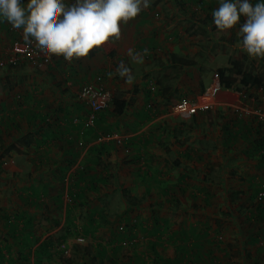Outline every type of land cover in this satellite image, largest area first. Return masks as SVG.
<instances>
[{
  "label": "crops",
  "instance_id": "obj_1",
  "mask_svg": "<svg viewBox=\"0 0 264 264\" xmlns=\"http://www.w3.org/2000/svg\"><path fill=\"white\" fill-rule=\"evenodd\" d=\"M156 9L161 16L163 12L160 10L161 8L159 5L156 6ZM155 17V13L152 14L151 9L146 8L139 13L137 17L122 26L121 37L118 41L106 44L87 58L75 59L76 61L74 60V64L73 62L71 64H65L63 57H60L57 67L55 66L50 70L45 69L44 71H38L37 75L40 78H43V76H46L48 79L51 78V88L48 89L50 92V96L48 97L50 98L48 101L54 103L48 104L47 102L44 103L37 100L30 101L31 108L26 107L28 111L23 112V117L27 125L31 128H28L29 130L26 129V133H17V137L19 134H23L22 141H24L26 139L25 134H27L32 139L29 146L25 147L21 142L19 145L22 146V149L20 146L18 149L26 152L23 157L28 159L30 163H39L37 170H45L41 174L54 172L56 178L58 179V177H60L61 179L64 171H68V176L63 178L67 179L66 183L63 182L64 186L60 184L56 185L53 180L45 182L42 186L40 193L43 191L47 193H44L46 196L43 194L41 195V197H45L43 201L48 205L45 210L46 212H49L52 206L62 211L63 207L61 206V202H63V205H66L65 202H67L72 212H76V207L78 209V215L72 222L78 223V221H80L84 224L83 228H86L88 223H93L95 225V223H105L107 219H111L110 213L114 211L111 198L119 202L121 200V209L118 216L123 215V219L125 216V221L128 224L130 220L135 221L136 217L139 221L142 220L143 222H147L156 217V220L162 225V229L165 231L167 237L166 242L162 244L166 246V252L170 251V253H174L175 251L177 252V248L180 246L178 243L181 240L183 242L186 241L187 244H193L194 234H201L200 232L203 224H196L193 227L190 223L192 222L191 214L200 217L197 221L200 220L203 223L202 213H186L185 210L181 209L184 212L182 214L179 213L175 217L173 214L169 213H175L176 211L167 213L159 210L154 212L151 211L150 208H147V205L151 202L148 200H145V202L138 200L140 208L127 210L125 209L126 203L121 190L124 189L129 195L134 196L137 195V193L141 194V192L151 193L153 191H158L154 188H160V190L165 191L163 188L168 182L164 184H162V182L168 181V176L164 179H160L158 175L172 173L170 170L173 169L182 176H177L175 182L185 180L186 182L184 185L187 187L188 194L200 195L201 193L196 192H200L201 187L195 185L194 182L205 185V181H198L195 180V178H190L188 174L190 172L194 173L196 168L202 169L208 167V170L222 168V149H227L230 152L234 150L238 151L242 146V141L245 139L242 125L245 124L244 121L246 122V119L236 116L232 117L231 114L225 112L219 114V110L225 111L226 108L223 106L236 107L239 105L238 103L242 97L241 93L245 96H256L259 103L264 105V93H258L255 88L246 90L239 89L235 87L236 85L231 88L222 87L218 95V108L216 110L213 109L207 112L197 113L192 117L191 123H185L183 121L178 123L177 120L181 121V119L173 116L169 111L161 114L160 112L162 109H170L168 106H164V101L167 98L169 99L170 95L176 98L179 96L185 97L191 93L198 94L203 87L210 82H208L209 80L206 81V78L199 76L200 72L192 68L184 70H182V68H180L181 70L178 69V76L175 78V82L172 85H167L164 80L171 76L170 73H165L163 77L159 76L158 73L157 75H153V71L159 68L157 66H151L152 61L156 60L162 67V63L165 62L166 58L164 52L169 51L176 53L178 51H175V43H168L172 41L171 38L169 40L165 39L166 42L164 40L165 36H163L164 44L159 40V35L155 37V28L158 26V23L155 21L156 19H154ZM159 29L163 30V28ZM0 33L12 38L23 39L18 29H15L14 32H8L4 25ZM0 38H2L1 34ZM160 43H163L165 47L163 48L160 46ZM152 46L155 47L154 49H156V46L160 48L161 53L159 54V50L156 49L159 55L153 58L151 57V61H145L148 59L143 57L142 61L137 63L132 61L127 55L129 49L140 51L149 49ZM239 48L240 55H236L235 57H250L246 52L242 51L240 46ZM121 61H124L131 69L133 79L129 81V87L128 84H122L120 81H117V79L126 80V78L120 77L114 72ZM167 68L171 67H166V69ZM96 75H103V80L106 82L107 87H112L113 92L125 88L124 92L129 104L124 114L120 117L114 116L111 112V108L99 112L95 120V127L91 129L89 128L91 126L84 124L87 108L83 103L81 104L78 101L76 92L82 83L94 81ZM151 78L156 83L154 85L155 92L146 95L150 84L149 79ZM158 78L161 79L160 84L157 83L156 79ZM261 85H264V83ZM40 86L43 87L42 84H40ZM36 91V93H38L39 90L36 89ZM176 92L178 96H176ZM44 93L47 92L44 91ZM69 94H72L73 97ZM251 99L253 100V98ZM150 101L154 103V107L156 102L157 106L154 111L150 110L151 112H148L143 106L144 102L149 103ZM44 110L50 112V115L55 119L50 126L40 124L39 112L45 114ZM230 110L232 111V109ZM220 117L222 119H227V117H229V121L220 123L217 132L213 131L211 133L210 130L214 128L210 127L215 126L217 120L221 119ZM6 125L5 122L3 126ZM225 127L228 128L223 131V133H225V139L223 140L221 129ZM100 128L105 131H117L118 133L115 132L117 133V139L110 137L103 139V137H99V135H96L95 131L97 132ZM191 128H194L195 132H198L196 133L197 136L194 134L188 138L187 135L182 134L185 130L195 133L190 130ZM179 133H181V137ZM196 138L197 141H195ZM194 141L196 145H192ZM79 143L82 144L79 145ZM237 153L238 152H236V154ZM165 157L178 160L180 167L176 169L170 163L166 162ZM247 157L253 158L254 164H252V167L256 169L249 175L244 174L246 173L244 172L242 176L239 177V180L246 182L248 186L252 183V187H255L254 181L256 179H261V174L257 171V168L261 165L258 164L257 155L253 156L248 152ZM45 166H48L47 169ZM29 168H31V166H29ZM237 168H239V166L233 168V170H238ZM231 172L234 177L235 174L233 171ZM146 173L152 175L145 177ZM223 175L224 174H221V177ZM142 179H146L144 181L145 186L140 185ZM159 182L160 186L158 185ZM221 182L223 183V181ZM192 185V188L195 189H192L190 192L189 190L191 189L188 190V187ZM171 186L173 187V185ZM170 189L171 188H169V190ZM61 190L62 192L65 191L64 195H66V199L64 200H60L58 197V195L60 196L61 194ZM164 196L163 200L167 198L165 192ZM57 198L59 202H57ZM149 198L154 199L151 195ZM27 201H30V199ZM79 208H82V210H79ZM28 210L27 214L22 216L26 224L23 227L19 226L17 232L13 231L9 236L4 234L3 224L2 222L0 223V234L5 235L6 240L9 239L13 242L12 246L7 249L8 253H11L13 256H15L14 254H18V250L19 253L22 252V254L33 255L36 247H40L44 238L51 235H61L60 230L64 226L62 221L65 220H63L61 216L59 217L61 224H58V226L53 228L54 230L48 232L50 220L47 219V217H43V213L38 211V209L32 212ZM67 212H70V210ZM6 218H8V215H6ZM180 221H182V224ZM94 225H92L91 229ZM86 232L88 236H85L86 238L84 240H88V237L94 236L93 233L89 231ZM236 233L238 235V229ZM148 234L150 235V233ZM39 236H41V238H39ZM32 238H37L39 240L33 245L31 241L30 243L28 242V239ZM235 240H237L240 245L233 244L234 248L230 252V257L235 255L234 260H237L238 264H253L255 258L261 261L260 264L264 263V259L261 256L264 254V248L257 246L254 249L241 247L249 243L248 233L247 236L241 233L240 236H236ZM82 244L83 243H78L80 247L88 246L87 249L89 248L95 254L100 253L106 255L110 253V257L111 254L114 253L111 251L112 249L110 250L108 245H97L94 243V245L91 244L89 246L88 242L84 243L85 245ZM153 244L155 243L152 241L150 243V248L152 247V249L154 248V246H151ZM194 244L198 246L194 248L191 247V249L187 248V254H193L194 252L207 254L210 250L208 247H202L204 242ZM41 246V251L44 253L51 250V246H47L45 242ZM230 247L232 248V245H227L224 249L226 251H223L222 248L214 247V256L211 257L213 262H208L207 259H205L206 263L188 262L187 257L183 261V264H237V261L235 263L232 258H230L231 260L229 261H222L221 259L223 257L222 253H227ZM172 248H174V250H172ZM83 249L84 247L81 248V250L79 249L78 252L73 251V249H70V251H73L75 255L76 253L81 255ZM133 253H137V250ZM117 254L119 255V253ZM143 259H141L140 262H142ZM249 260L251 263H249ZM16 261H18V259H16ZM58 264H63L59 258ZM133 264H138L137 260H135ZM142 264H149V262L143 260Z\"/></svg>",
  "mask_w": 264,
  "mask_h": 264
},
{
  "label": "rangeland",
  "instance_id": "obj_2",
  "mask_svg": "<svg viewBox=\"0 0 264 264\" xmlns=\"http://www.w3.org/2000/svg\"><path fill=\"white\" fill-rule=\"evenodd\" d=\"M203 2L205 3V6L203 8L206 9L202 8L203 11L201 12V14L195 16V17H199L200 19H205L207 17L206 12L204 11H209L210 13H212L219 6V0H216L215 3L214 0H203ZM212 2L214 3L212 4L213 9L207 8L209 7V5H211ZM252 2L255 3L256 0H252ZM66 3L70 4L71 0H66ZM178 3L179 2L177 1V3L174 4L171 2V0H162L159 2V7L161 8L160 10L163 12V14H161L160 19H156L155 21L156 23H158L159 28H163V30L159 29V31L161 32V34H159V40H161V42L164 43L166 36L170 35L172 41L168 43L176 44L175 51L177 50L181 51L184 55L188 51H190V53L195 54L194 55L195 59H198L199 57H204L203 65L206 67L207 71L204 74H200L199 76L206 78V81L209 80L208 82L214 80V77L217 74L216 73L217 69L230 67V65L227 64V61L229 59H232L238 61L240 68H246L247 70L257 71V73L263 77L262 83H264V58L235 57L236 55H240L239 42L237 41L238 26H235L233 29L226 31L227 33L226 38H228V40L230 41L227 40L226 43L224 44H220L218 42L216 43L210 42L206 34H203V38L200 41L199 40L197 41L190 36H185L184 34L185 28L190 25L189 22L186 20L188 17H190V15H188L187 13L186 14L183 13ZM191 8L196 9L195 5L193 4L191 5ZM3 23L5 27L9 25L6 22ZM2 29H3V24L0 23V30ZM8 32L10 31L8 30ZM19 32L23 38L22 32L20 30ZM0 34L2 36V38H0V57H7L8 56L7 51L10 46V43H12L14 40L17 39L12 38L10 36L2 35L3 33ZM163 36H165L164 40H163ZM162 44L160 43L159 45L164 48L165 43L163 45ZM143 51L144 50L137 52L142 53ZM160 53L161 51L159 52V54ZM157 55H153L150 57L153 58L156 57ZM152 58H146L148 60L145 61H151ZM74 60L75 59L72 60L73 64L76 61ZM151 64H152L151 66H158L159 62L155 60L152 61ZM6 66L8 65L0 66V110H2V107H4V109L0 111V121L3 122V125L5 121H12V126H9L8 128L3 126L2 128L0 124L1 127L0 136L2 137L1 138L2 141H4L5 143H9V141L12 138H14L17 135V133L21 131L22 133H26V129L31 128L27 125L26 120L23 117V112L28 111L27 108L22 109L21 112L14 108L12 109L10 108L13 101L12 93H14L16 90L22 91L26 96L25 97L26 104L30 108H31L30 101L33 100H37L44 103L47 102L48 104H52L54 102L48 101V99L50 98L48 97L50 96V92L48 91V89L51 88L50 85L51 78L48 79L46 76L40 78L37 75L38 70L36 69L37 68L36 66L27 64L26 66H22L21 68L15 67V68H11L10 70H8ZM158 68H159L158 70L153 71V75L155 74L157 75L158 73L159 76L163 77L165 73H170L171 76L168 79H164V80L167 85H172L175 82V78L178 76L177 75L178 71H176V69L174 68L163 69L161 68V66ZM114 72L115 74H118L116 70H114ZM234 72L235 70L233 69L230 71H226V74H228L227 75L228 78L235 80ZM95 78L94 81L91 82L93 85H97L96 83L97 81L95 80ZM117 81H120L122 84L124 83L128 84V87L130 85V82L126 80L117 79ZM103 83L106 86V88L111 91V95H112L113 94L112 87L110 88L107 87V84L104 80ZM40 84H42L43 87H41ZM235 85L236 84H233V86ZM36 89L39 90L38 93H36L37 92ZM124 89L125 88L115 90L114 95L115 93L119 95L123 93L125 95ZM151 89H152L151 93L153 94L155 92L154 86H152ZM44 91L47 93H44ZM192 94L193 93L185 97L179 96L176 98H173L175 96L170 95L169 99L167 98L164 101L166 103V104L164 103V106L166 105L170 108L171 105L177 100H180L181 98L184 99L195 98L199 93L193 95ZM69 95L73 97L72 94ZM176 96H178L177 92H176ZM252 98L254 101L250 99L247 107L248 110L251 111V109H254V111L257 112L264 111V105L260 104L259 102H256L255 97ZM78 101L86 106L87 115H88L89 109L87 105L79 98ZM156 106H157L156 102H155V107H148L147 103L144 102L143 108H145L146 111L151 112L150 110L151 109L155 110ZM223 107L226 108L225 111L219 110V114L225 112L227 114H231L232 117L234 116L238 117L236 112H234L233 110L232 112L230 110V109L236 110L235 107L233 106H223ZM217 108H218L217 105H213L211 110L213 109L216 110ZM44 111L45 113H49L50 115V112H48L47 110ZM167 111L170 112V109H162L160 113L163 114L164 112ZM7 114L8 116L4 117ZM254 115L255 114L253 113L243 114L242 117L240 118L246 119V122L244 121L245 126L242 125V127L244 126L245 128L246 125L248 124L249 126L256 128L257 126L256 121L253 122L251 117ZM49 118L51 119L50 123H53L55 120L53 116L50 115ZM191 119L192 117L186 120H181V121L177 120V121L178 123H181L182 121L185 123L186 122L191 123L192 122ZM228 119L229 117H227V119L224 118L218 119L216 125L210 127V128H214L211 129L210 132L211 133L213 131L217 132L220 123L228 122L229 121ZM39 120L41 122L40 124H42V119L40 116H39ZM94 124L88 125L91 126L89 128L91 129L94 128L95 127ZM227 128L228 127L221 129L222 133ZM190 130L195 132L194 128H191ZM115 132L117 131H113V130L105 131L102 130L101 128L97 132L95 131L96 135H99V137H103V139L109 137L117 139L116 137L118 132L117 133ZM196 133L198 132L192 133L185 130L182 134L187 135V137L189 138L194 134L195 136H197ZM224 135L225 133H223L222 135L223 140L225 139ZM179 136L181 137V133H179ZM20 141L21 139L17 138V142L21 144ZM195 141H197V138L195 139ZM195 141L192 142V145H196ZM252 144H253L252 142L246 141L245 138L242 141V146L238 151L234 150L235 152L234 151L230 152L229 150L223 148L222 149L223 156L221 159L222 168H217L216 170H212V169L208 170L209 169L208 167L202 169L196 168L194 174H192L197 178L195 180L198 181H201V179L206 180L204 182L205 185H201L199 183L194 182L195 185L201 187L200 192H196V193H201L200 195L188 194L187 187H185L184 185L186 181L183 180V181L175 182L177 176L178 177H182V176L179 175V173L176 170L171 169L170 171L172 173H167L165 175H161V174L158 175L160 179H164L168 176L167 177L168 181L162 182V184L166 182L170 183V184L168 183L165 184L166 186L163 188V190L165 191L160 190V188H154L158 191H153L151 193L141 192V194L137 193V197L140 198L139 201L145 202V200H147V198L150 197L151 195L154 198L152 199V201L155 200L161 201L167 204L168 206L173 207L174 209L178 208V210H175L176 211L175 213L167 212L169 214H173L175 217L179 213L182 214L184 212L181 209L186 210L189 208L191 210L192 204H196V206L198 207L197 210L199 209V213H202L201 215L203 218V223L200 220L197 221L198 218L200 217L191 214L192 222L190 223V225L194 227V225L196 224H201V225L203 224L207 232L206 234L202 233L200 235L194 234L193 243H203L205 241L217 243L218 239H222L223 244L219 246V248L223 249V247H227L228 244L232 245V248L230 247V250H227V253L225 252L222 253L223 256L221 258L222 261L225 260L229 261L231 260L230 258H232V260L236 263L237 260H234L235 255H232L230 257L231 254L230 252L234 248L233 244L240 245V243L237 240H235V238L236 236L237 237L240 236L241 233L242 235H246V236L248 233L249 240H252V238H250L251 233L258 234L257 243L254 242L247 243V245H242L241 246L242 248L246 247V248L254 249L256 246L264 248V213H262L260 217L259 216L257 217L256 215L257 214L256 211L259 203H260V207L262 208V211H264V198L263 199L258 198V192L255 187H252V183L249 184L248 186L246 182L239 180V177H241L244 172H246L244 174L249 175L251 172L255 171L256 169L252 167V164H254L253 158L247 157L248 152H250V154H252L253 152ZM20 147L22 149L21 145ZM236 152L238 153L236 154ZM38 164L39 163H34V162L30 163L28 159H25L23 157L21 150H19V152L10 151L3 158H0V223L2 222L3 224L4 234L6 236H9L13 233V231L17 232L19 226L23 227L26 224L22 216L27 214L28 208H29L28 210L29 212L36 211V209H38V211L43 213V217H47V219L50 220L48 226L50 228L48 232L54 230L53 228L58 226L55 223L61 224V220L59 217L62 216V219L65 221H62L64 226L60 230L61 235L60 234L56 236L51 235L44 238L42 240V243L40 244V247L39 246L36 247L35 253L33 255L22 254V252L19 253L18 250V254H14L15 256H13L11 253H8L7 251V249H9V247L12 246L13 242L9 239L6 240L5 235L0 234V264H58V258L63 262V264H86L88 263L87 256H83V253L81 255L76 253L75 255L73 251H70V249L72 245H74L75 243L84 244L87 242L89 243L88 244L89 246L91 244L94 245V243L97 245H108V247H110V250L112 249L111 251L114 252L113 254H111L110 256L111 258L109 257L110 253L106 255L97 253V261L99 264H105V263L113 264L112 261L118 264H126L128 262L133 264L135 260H137L138 264H142L143 260H146L147 262H149V264H154L153 263L154 261L161 262L159 258L173 259L177 255L178 252L176 251L174 253L173 252L170 253V251L166 252L165 250L166 246L162 244L165 243L167 240L166 235L164 234L165 236H161L154 233L153 231L150 230L148 231L147 230L148 226L146 225V221L145 222H143L142 220L139 221L135 216L136 220L135 221L130 220L129 222L130 225V229H129L127 226L128 223L125 221V216L124 219H123V215L118 216L120 214L119 212L121 209V203H120L121 200L119 202L118 200L111 198L114 206V211L110 213L111 219L109 220L107 219L105 223L104 222L95 223V225L93 223H88L86 225L87 226L86 228L85 227L83 228L84 224L80 221H78V223L72 222L75 219V217H77L78 215V209L76 207L75 208L76 212H72L71 209H69L67 202H65L66 205H63V202H61V206L63 207L64 211L58 210L57 208H54L52 206L50 211L46 212L45 210L48 205H46V203L43 201L45 197L43 196L41 197L42 194L46 196L44 194L46 192L43 191L42 193H40L42 186L45 184V182H49L52 180L55 182L56 185L60 184L64 186L63 182L66 183L67 179H63V178L68 176L67 174L68 171H64V174L61 177V179L60 177H58L57 179L54 172L41 174L45 170L44 171L37 170ZM258 164L261 166L257 168V171L260 172L261 179H264V162L259 161ZM29 166H31V168H29ZM238 166H239V168H237L238 170L235 169L233 170V168ZM47 167L48 166H45L46 169ZM231 171H233V173L235 174L234 177ZM221 174L224 175L221 177ZM151 175H149V173H146L145 177H149ZM145 180L146 179H142L140 183L141 186H145V182H144ZM219 181L220 182L223 181V183L222 182L220 183ZM254 182L256 183L257 180H255ZM158 185L160 186V182L158 183ZM171 185H173V187ZM168 187L171 189L169 190ZM192 187L193 185L191 187H188V190L191 189L189 190L190 192L192 191V189H195ZM182 188L185 189V191H181ZM164 192L166 193L167 196L165 200H163V197H165ZM238 192L243 194L238 196L237 195ZM64 194L65 191L62 192L61 190L60 196L58 195L60 200L66 199L65 198L66 195ZM255 194H257V198L255 197L256 196ZM28 199H30V201H27ZM56 200L57 202H59L58 198ZM69 210L70 212H67ZM79 210H82V208H79ZM6 215H8V218H6ZM213 218H217L221 222L217 223ZM235 222L240 228L238 235L236 233L237 228ZM180 223L182 224V221H180ZM92 225L94 226L91 229ZM79 226H81V229H79ZM120 227H125V229L124 228L120 229ZM126 229L128 230L127 232H125ZM0 230H1V226H0ZM86 231L93 233L94 236L88 237V240H84L88 236L87 235L88 233ZM148 233H150V235ZM41 236H39V238H41ZM38 240L39 239L37 238H32V239H28V242L30 243L31 241V243L34 245V243L38 242ZM150 241L151 242L153 241L155 243L153 248L154 250L152 249V247L150 248V243H151ZM44 242L47 246L49 245L51 246V250L46 253L41 251L42 250L41 245ZM207 242L204 243V245H206ZM116 247H118V249H116ZM135 250H137V253H133ZM172 250H174V248H172ZM63 251L66 253V256L65 258L61 259L60 254L64 253ZM117 253H119V255ZM261 256L264 259V254H262ZM67 258L68 259L72 258L74 260L68 261L66 263L65 261ZM16 259H18V261H16ZM109 259H111L112 261H110ZM141 259H143L142 262H140ZM249 263H251L250 260Z\"/></svg>",
  "mask_w": 264,
  "mask_h": 264
},
{
  "label": "clouds",
  "instance_id": "obj_3",
  "mask_svg": "<svg viewBox=\"0 0 264 264\" xmlns=\"http://www.w3.org/2000/svg\"><path fill=\"white\" fill-rule=\"evenodd\" d=\"M148 6L149 0H0V22L22 29L24 41L34 42L45 55L71 61L118 41L122 26ZM212 16L221 31L238 26L242 51L264 58V0H219ZM127 55L137 63L143 59L133 49ZM116 71L127 81L133 79L124 61Z\"/></svg>",
  "mask_w": 264,
  "mask_h": 264
},
{
  "label": "trees",
  "instance_id": "obj_4",
  "mask_svg": "<svg viewBox=\"0 0 264 264\" xmlns=\"http://www.w3.org/2000/svg\"><path fill=\"white\" fill-rule=\"evenodd\" d=\"M162 1V0H149V6L148 8L151 9V12L152 14L155 13V18L154 19H160L161 16L160 14L157 12L158 10L156 9V6L159 5V2ZM177 1L179 2V6L180 8L182 9V12L183 13H187L188 15H190V17H188L186 20L189 22V26L185 28L184 30V34L185 36H190L192 38H194L195 40H201L203 38V34H206L209 38V41L210 42H218L220 44H224L226 43V41L228 40V38H226V31H221L219 29H217L214 25V22H213V16H212V13H210L209 11H204L206 12V18L205 19H200L199 17H195L197 15H200L201 12L203 11V9H206V8H203L205 6V3L203 2V0H171L172 3L176 4ZM216 0H214V3H215ZM213 2L211 3V5H209V9H213V5L214 4ZM195 5L196 9H192L191 8V5ZM203 8V9H202ZM202 9V10H200ZM209 12V13H208ZM243 19L241 18V22ZM1 24L4 25L3 22H0ZM158 28V29H157ZM157 28H155V35H159L161 34V32L159 31V27L157 26ZM6 30L10 31V32H14L15 29L11 27V25H7L6 27ZM22 32V29H18ZM15 34V33H14ZM17 34V33H16ZM15 36V35H14ZM171 36L168 35L166 36L165 39H170ZM17 40H23V39H19V38H16ZM240 40V37L238 35V38H237V41L239 42ZM230 41V40H228ZM232 42V41H231ZM158 46V45H157ZM156 46V49L159 50L160 52V48H157ZM159 47V46H158ZM155 47L152 46L151 48L147 49L148 50H152L154 49ZM236 48V47H235ZM155 50V53L153 55H157V52L158 50ZM96 50H94L92 53H90L89 56H91ZM142 51V50H140ZM145 51V50H144ZM137 52V50H136ZM152 55V56H153ZM164 55H165V62L162 63V67L163 69H166V67H171V68H174L176 69V71H178V69L182 68V70L184 69H195L197 72H200V74L202 73H205L207 70H206V67L203 65V59L204 57H199L198 59H195L194 55L195 54H192L190 53V51H188L185 55L181 52V51H177L176 53L175 52H164ZM148 58H151V57H148ZM227 64L230 65V67H227V68H219L216 70V73L218 74V77H219V81H220V85L222 87H225V88H231L233 87V83L235 84V81H236V88H239V89H243V90H246V89H250V88H255L256 91L258 93H261L263 92L264 93V85H261L262 84V76L259 75L257 73V71H253V70H247L246 68H240L239 66V63L237 60H232V59H229L227 61ZM27 64L26 63H20L18 65H8L6 66L8 68V70H10L11 68H15V67H18V68H21L22 66H26ZM161 64H159L157 67H160ZM47 67H37L36 69L38 71H44ZM235 70L234 72V78L235 80L233 79H230L228 78V74H226V71H230V70ZM47 70V69H46ZM181 70V69H180ZM102 78H103V75H101ZM150 80V84H149V88L147 90V94H150L151 91H152V86H154L156 83L155 81L151 78L149 79ZM157 80V83L160 84V78L156 79ZM83 84V83H82ZM81 84V85H82ZM80 85V87H81ZM80 87L78 89H80ZM204 88V87H203ZM61 93V92H60ZM59 93V94H60ZM241 95L243 96V93H241ZM12 97L14 98L13 101H12V104H11V109L14 108L16 110H19L21 112L22 109L28 107L27 104H26V96L25 94L22 92V91H18L16 90L14 93H12ZM252 97H255L256 99V102H259L258 99L256 98V96H251V95H247V96H244L242 99L244 101H247V103H249L250 99ZM183 99V98H181ZM148 103V102H147ZM129 104V101L126 99V96L122 93V94H116L114 95V92L112 94V101H111V104H110V107L111 108V112L114 116L116 117H120L124 114L125 112V109L127 108ZM4 109V107H2V110ZM108 109V108H107ZM0 110V111H2ZM105 110V109H104ZM102 110V111H104ZM234 112L237 113L238 117H242L243 114H246L244 113L243 111H238L237 109H232ZM100 111V112H102ZM4 112V111H3ZM207 112V111H206ZM99 113V112H98ZM97 113V115H98ZM97 115H96V118H97ZM7 115H5L4 117H7ZM39 116L41 117L42 119V124L45 125V126H50L51 124L53 123H50L51 122V119L49 118V113H45L44 115L39 112ZM252 117V120L253 122L256 121V128L255 127H252V126H249L247 123L246 127L244 128L243 126V131H244V138H246V141L248 142H252V147H253V152L252 154L254 155H257L258 158H259V161H262L264 162V122L263 121H258L257 120V117L254 115V116H251ZM7 119V118H6ZM8 120V119H7ZM96 120V119H95ZM6 122V128H8L9 126H12V121H5ZM4 122V123H5ZM95 123V122H94ZM0 124H1V127L3 128V122L0 121ZM1 127H0V131H1ZM18 127V126H17ZM19 133H22L19 132ZM26 136V139L24 141H22V137H23V134H19V136L17 137V135L12 138L9 143H5L4 141H2V137L0 136V158H3L8 152L10 151H16V152H19V142H17V138H20L21 141L23 144V146L27 147L31 144L32 142V139L27 135L25 134ZM22 154L25 155L26 152H24L23 150H21ZM165 160L166 162L170 163L173 167H175L176 169H178L180 167V163L178 160H173L169 157H165ZM191 174V175H189ZM188 174V177L190 178H195L197 179L195 176H193L192 174H194L193 172H190ZM202 181H206L204 179H201ZM257 182L254 184L257 192L259 191H264V179H256ZM261 182V183H260ZM260 186V187H259ZM172 191V190H171ZM181 191H185V189H181ZM240 192V191H239ZM237 193L238 196L242 195L243 193ZM256 192V193H257ZM121 193L123 194V198L125 200V209L127 210H134V209H138L140 208V204H139V198L137 197V195H129L126 190L122 189L121 190ZM264 193V192H263ZM256 198H257V194H255ZM258 198H264V195L262 197H258ZM148 201H151L148 205H147V208H150L151 211H165V212H174L175 210H178V208H173V207H170L168 206L167 204H165L164 202H161V201H152L151 198H147ZM235 200V199H234ZM253 202V201H252ZM144 206V205H143ZM142 208V207H141ZM197 206L196 204H192V207H191V210L188 208V209H184L187 213H193V211L199 213V209L197 210ZM180 209V208H179ZM193 209V210H192ZM257 217L260 215H262V213H264V211H262V208L260 207V203L258 205V208H257ZM212 218V217H211ZM215 220V222L217 223H220L221 221H219V219L217 218H213ZM56 225H58L57 223H55ZM236 224V228L239 230L240 228L238 227L237 223L235 222ZM146 225L148 226L147 230L149 231H153L154 233L158 234V235H161V236H165V231H163L162 229V225H160V223L156 220V217L152 220H149L148 222H146ZM128 228L130 229V225L127 224ZM126 226V227H127ZM125 229V227H120V229ZM79 229H81V226H79ZM261 230V229H260ZM128 230L126 229L125 232H127ZM206 230L204 228V226L201 227V234H206ZM252 235V237H251ZM250 235V238H252V240H249L248 239V242L251 243V242H254V243H257L258 242V234H254V233H251ZM123 236V235H122ZM121 236V237H122ZM207 241H205L204 243H206ZM183 243V244H182ZM180 246H178L177 248V255L173 258V259H168V258H164V259H160L159 261L157 262H152L154 264H183V261L185 260V258L188 257V262H195V263H206L205 262V259H207L208 262H213V259L211 258L212 256H214V252L215 251L214 249L215 248H219V246H221L223 244L222 242V239H218V242L217 243H213V242H207L206 245H202V247H208V249H210L207 254H200V253H197V252H194L193 254H187V248L191 249V247H196L198 245L196 244H187L186 241L183 242L182 240L178 243ZM229 245V244H228ZM154 246V244L152 245ZM215 246H218V247H215ZM84 249H83V256H87L88 257V263L86 264H99L98 261H97V254H95L93 251H91L89 248L87 249L86 246H83ZM83 247H80V245L77 244H74L72 245L71 249H73V251L75 252H78V250ZM201 247V245H200ZM215 247V248H214ZM87 249V250H86ZM116 249H118V247H116ZM225 247H223V251H226L224 250ZM114 250V249H113ZM154 250V249H153ZM184 250V251H183ZM64 252V251H63ZM61 256V259L65 258L66 256V253H61L60 254ZM74 259L70 258V259H66V263L68 261H72ZM110 261H112L111 259H109ZM156 260V259H155ZM260 260L256 259L253 261V264H260ZM113 264H118L114 261H112ZM127 264H132V263H127ZM264 264V263H263Z\"/></svg>",
  "mask_w": 264,
  "mask_h": 264
},
{
  "label": "built area",
  "instance_id": "obj_5",
  "mask_svg": "<svg viewBox=\"0 0 264 264\" xmlns=\"http://www.w3.org/2000/svg\"><path fill=\"white\" fill-rule=\"evenodd\" d=\"M8 56L0 57V66L4 65H18L20 63H26L36 67H47V70L57 67L60 56H47L42 50L33 42L26 43L23 40H14L8 48ZM155 53V50H148L145 54L143 51L141 54L148 58ZM65 64H71V61H66L63 58ZM95 80L97 85H93L91 82H84L80 89L77 90V97L82 100L88 107L89 113L85 119L86 125H93L98 112L110 107L112 101L111 91L106 88L103 83L101 75H97ZM221 85L218 74L215 75L214 80L204 86L200 93L195 98H183L174 102L170 107V114L178 117L181 120H186L199 112H205L211 110L213 105L218 103V95L221 92ZM242 96V95H241ZM239 101V105L235 108L241 110L246 114L253 113L256 115L258 121L264 122V111L257 112L254 109L248 110V103L242 98ZM148 107H154V103L150 101ZM256 110V109H255ZM154 111V109H151ZM82 143H79L81 145ZM264 191L258 192V197L264 195Z\"/></svg>",
  "mask_w": 264,
  "mask_h": 264
}]
</instances>
